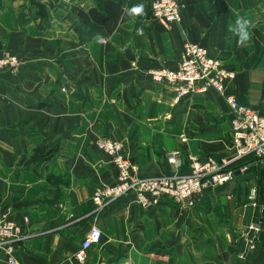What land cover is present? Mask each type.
I'll list each match as a JSON object with an SVG mask.
<instances>
[{
  "label": "crops",
  "instance_id": "1",
  "mask_svg": "<svg viewBox=\"0 0 264 264\" xmlns=\"http://www.w3.org/2000/svg\"><path fill=\"white\" fill-rule=\"evenodd\" d=\"M152 1L0 0V58L19 61L0 72V218L24 232L15 264H67L92 226L101 233L92 263L234 264L227 246L237 248L250 212L237 202L255 186L264 206V159L235 193L216 187L190 208L130 201L104 217L91 201L116 176L96 139L119 141L141 177L169 173L171 152L183 164L228 153L232 115L221 97L170 106L168 88L145 74L174 68L185 41L233 72L225 93L264 117V0H183L167 27L153 23ZM239 16L251 21L244 46L229 30ZM50 166L67 180L50 185ZM58 192L65 199L53 204Z\"/></svg>",
  "mask_w": 264,
  "mask_h": 264
},
{
  "label": "built area",
  "instance_id": "2",
  "mask_svg": "<svg viewBox=\"0 0 264 264\" xmlns=\"http://www.w3.org/2000/svg\"><path fill=\"white\" fill-rule=\"evenodd\" d=\"M66 3L69 0H56ZM183 0H153L150 13L153 23L167 27L179 23L180 7ZM19 68L16 56L0 58V72L14 73ZM152 83L164 85L170 93V106L179 104L187 96H205L212 92L223 99L231 112L229 124L228 153L219 158L210 156H187V173H179L183 160L179 153L171 152L165 163L168 174L141 177L138 168L127 160L119 141L96 139L94 147L110 159L116 171L114 182L96 190L91 201L103 208L117 198L130 195L132 202L144 209L163 203H172L190 208L203 193L210 189L231 183L235 173L247 174L264 159V117L250 108L239 105L231 94L225 93V84L234 78V73L226 70L219 59L210 57L198 44L185 41L181 57L174 68H156L145 72ZM259 191L252 186L248 189L246 203L242 210L259 208ZM26 222V220L24 219ZM260 231L259 222L250 221L241 231L243 251L253 249L254 240ZM24 232L21 227L6 216L0 218V260L5 264H15L19 242ZM101 233L92 226L84 235L67 264H100L87 259L91 245L98 243Z\"/></svg>",
  "mask_w": 264,
  "mask_h": 264
},
{
  "label": "trees",
  "instance_id": "3",
  "mask_svg": "<svg viewBox=\"0 0 264 264\" xmlns=\"http://www.w3.org/2000/svg\"><path fill=\"white\" fill-rule=\"evenodd\" d=\"M50 167L51 168H50L49 175L45 177L46 181L50 185H53L54 180L56 179H61L63 182L67 180V176H62L61 174H59L58 171L54 168V166H50ZM178 172L180 174L187 173V164L184 163ZM252 175L253 174L251 173L236 175L233 179L235 181L234 185L233 184L231 185L228 183V184H224L223 186L217 187V188H222L226 190L227 192H230L231 194H233L235 193V191L238 190V185L244 182H249L252 178ZM64 199H65L64 193L58 192L51 202L53 204H56ZM130 201H132V197L130 195H126V197L122 196L120 198H117L113 202H110L107 205H105L103 208H101L98 211V214L103 215L104 217H110L111 215H115L119 213V211L123 209V207L127 205ZM242 202H244V199L240 200L239 203L237 202V205L240 206ZM258 207L259 208H255L251 210L249 209L250 212L248 211L249 213L247 214L249 217V222L257 221L259 222V226H260V231L257 234V237L253 243V249L250 250L249 252H242L243 251V240L239 236L237 237V248L235 250H233L230 246H227V250L229 254L232 255L231 257H233L234 264H264V206H261V204L259 203ZM219 223L222 225L221 222Z\"/></svg>",
  "mask_w": 264,
  "mask_h": 264
},
{
  "label": "clouds",
  "instance_id": "4",
  "mask_svg": "<svg viewBox=\"0 0 264 264\" xmlns=\"http://www.w3.org/2000/svg\"><path fill=\"white\" fill-rule=\"evenodd\" d=\"M143 12V5H136L130 10V14L139 15ZM251 21L243 16L235 19L233 25L230 26V32L237 37L238 44L244 46L250 40Z\"/></svg>",
  "mask_w": 264,
  "mask_h": 264
},
{
  "label": "rangeland",
  "instance_id": "5",
  "mask_svg": "<svg viewBox=\"0 0 264 264\" xmlns=\"http://www.w3.org/2000/svg\"><path fill=\"white\" fill-rule=\"evenodd\" d=\"M244 203H246V199H244V202H242L241 205L244 204Z\"/></svg>",
  "mask_w": 264,
  "mask_h": 264
},
{
  "label": "water",
  "instance_id": "6",
  "mask_svg": "<svg viewBox=\"0 0 264 264\" xmlns=\"http://www.w3.org/2000/svg\"><path fill=\"white\" fill-rule=\"evenodd\" d=\"M234 175H238V173H235Z\"/></svg>",
  "mask_w": 264,
  "mask_h": 264
}]
</instances>
